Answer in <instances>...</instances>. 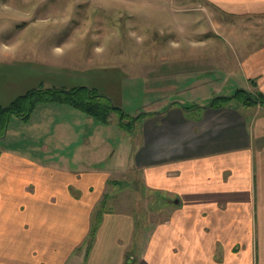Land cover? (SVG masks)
Returning a JSON list of instances; mask_svg holds the SVG:
<instances>
[{"label": "crops", "instance_id": "0c3cea01", "mask_svg": "<svg viewBox=\"0 0 264 264\" xmlns=\"http://www.w3.org/2000/svg\"><path fill=\"white\" fill-rule=\"evenodd\" d=\"M206 2L229 15L259 16L264 26V0ZM199 34L204 38L196 40L201 46L194 51H199L196 64L146 72L156 79L173 78L176 84L168 85L172 89L191 75L201 79L221 69L216 65L208 70L212 62L207 33ZM234 35L240 45L233 53L238 62L221 70L234 78L232 90L225 94L223 88L216 90L204 103L193 97L191 102L177 99L159 110L131 114L139 117L131 129L119 132L126 144L125 158H115L117 146L108 140L109 132L98 128L111 121L100 122L82 111L83 117L80 109L64 107L66 103L37 104L48 115L45 131L40 129L45 149L40 153L37 149L35 155L18 145L16 126L9 129V122L0 134V264H264V105L244 104L237 97L214 104L239 89L264 94V32ZM78 74L58 61L1 64L0 83L5 78L8 85L0 92V104L41 85H84L77 84ZM111 77L99 75L86 86L122 105L126 79L132 87L139 79L134 82L123 71ZM58 113L67 120H54ZM81 121L94 128L84 132L89 152L82 158ZM104 143L106 153L94 158L90 153L96 154ZM82 169L87 172L81 174ZM119 186L123 188L117 190ZM133 189L137 196L141 191L154 202H164L151 217L166 210L165 217L144 228L132 209L105 206L91 239L93 214L109 199L110 190L124 202ZM139 226L144 231L137 235Z\"/></svg>", "mask_w": 264, "mask_h": 264}, {"label": "rangeland", "instance_id": "374dc122", "mask_svg": "<svg viewBox=\"0 0 264 264\" xmlns=\"http://www.w3.org/2000/svg\"><path fill=\"white\" fill-rule=\"evenodd\" d=\"M259 18L261 17L229 15L213 4L205 3V0H0V65L18 61L26 65L58 61L59 66L79 72L81 77L77 79V84L89 86V82H93L99 75L111 77L123 71L134 82L139 79L136 87H132L131 80L126 79L122 105L114 99L130 115L145 110H159L164 104L177 99L191 102L193 97L204 103L216 90L223 88L224 94L232 90L230 88L234 78L221 70L231 69L238 62L235 58L237 55L233 53L239 50L240 45L237 41L234 42V34L243 35L250 31L251 35L260 36L264 32V26ZM201 30L207 33L206 49L209 53L208 60L212 62L208 65V70L216 65L221 66V69L202 75L201 79L191 75L180 86L176 85L172 89L168 85L176 84L173 78L165 75L162 79H156L151 77L152 72H146L152 69L167 72L175 65L189 66L191 62L196 64L200 60L199 51H194L201 47L196 40L204 38L199 34ZM6 81L8 80L4 78L0 83V92L7 87ZM162 86L167 88L158 89ZM38 105L30 120L12 115L8 126L11 130L16 126L18 145L32 155L39 148V153L45 149L41 147L44 134L41 130L45 131L43 126L48 113ZM64 107L68 109L72 106L64 104ZM79 113L86 116L82 110ZM53 118L63 120L66 115L58 113ZM117 118L116 112H113L111 125L103 128L100 125L98 128L109 132L108 140L117 146L115 158L119 155L125 158L126 144H122L123 139L119 133L124 127L118 126ZM90 119L93 121V118ZM93 130L90 122L81 121L78 139L80 158L89 152L85 149L86 141L89 140L86 134ZM99 134L103 135L100 132L97 135ZM13 136L12 131L10 139ZM98 141L100 139L97 138V145L100 144ZM105 144H102V148L98 146L96 151L94 149L96 154H90L93 157L96 155L94 158H101L106 153ZM80 165L82 168L86 166L84 163ZM83 172L87 171L82 169L81 174ZM82 178L84 177L81 176ZM122 188L119 186L117 190ZM135 190L127 195L124 202L117 200L119 195L110 190L109 199L107 197L108 201L106 199L104 205L109 209L123 206L132 209L137 222L139 221V225L144 224V228L149 222L162 220L166 210H162L155 218L151 216L165 203L154 202L151 196L141 191L138 195L142 194V197L139 198ZM94 216L95 213L93 218ZM139 229L140 226L137 235L144 231Z\"/></svg>", "mask_w": 264, "mask_h": 264}, {"label": "trees", "instance_id": "16d2710c", "mask_svg": "<svg viewBox=\"0 0 264 264\" xmlns=\"http://www.w3.org/2000/svg\"><path fill=\"white\" fill-rule=\"evenodd\" d=\"M233 97L242 98L244 104L261 103L264 105L263 93H253L245 89L237 90L233 96L219 97L214 104H225ZM50 101L74 106L103 123H108L111 119V114L116 112L119 115V124L127 129H131L136 118L139 117V115L137 117L131 116L123 107L115 104L108 95L86 85L70 88L56 86L45 87L41 85L27 90L7 105L0 104L1 134L4 133L12 115L28 119L38 103ZM104 207V202H102L95 212L90 233L91 239L95 235L102 212L105 209Z\"/></svg>", "mask_w": 264, "mask_h": 264}]
</instances>
